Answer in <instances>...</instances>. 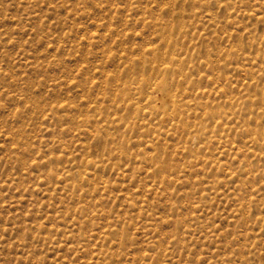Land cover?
<instances>
[{
    "label": "rangeland",
    "instance_id": "obj_1",
    "mask_svg": "<svg viewBox=\"0 0 264 264\" xmlns=\"http://www.w3.org/2000/svg\"><path fill=\"white\" fill-rule=\"evenodd\" d=\"M0 264H264V0H0Z\"/></svg>",
    "mask_w": 264,
    "mask_h": 264
}]
</instances>
